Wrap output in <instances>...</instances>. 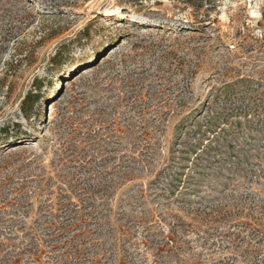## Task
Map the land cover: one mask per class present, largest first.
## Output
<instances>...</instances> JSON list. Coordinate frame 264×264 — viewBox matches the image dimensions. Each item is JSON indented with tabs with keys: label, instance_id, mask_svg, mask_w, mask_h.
Instances as JSON below:
<instances>
[{
	"label": "rangeland",
	"instance_id": "rangeland-1",
	"mask_svg": "<svg viewBox=\"0 0 264 264\" xmlns=\"http://www.w3.org/2000/svg\"><path fill=\"white\" fill-rule=\"evenodd\" d=\"M0 264H264V0H0Z\"/></svg>",
	"mask_w": 264,
	"mask_h": 264
},
{
	"label": "bare ground",
	"instance_id": "bare-ground-1",
	"mask_svg": "<svg viewBox=\"0 0 264 264\" xmlns=\"http://www.w3.org/2000/svg\"><path fill=\"white\" fill-rule=\"evenodd\" d=\"M254 13V12H253Z\"/></svg>",
	"mask_w": 264,
	"mask_h": 264
}]
</instances>
